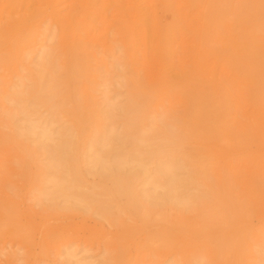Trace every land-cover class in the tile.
Segmentation results:
<instances>
[{"label":"rangeland","instance_id":"rangeland-1","mask_svg":"<svg viewBox=\"0 0 264 264\" xmlns=\"http://www.w3.org/2000/svg\"><path fill=\"white\" fill-rule=\"evenodd\" d=\"M230 48L264 53V0H0V264H264V145L232 130L258 104ZM195 59L216 94L177 80ZM30 119L77 160L50 169Z\"/></svg>","mask_w":264,"mask_h":264},{"label":"bare ground","instance_id":"bare-ground-1","mask_svg":"<svg viewBox=\"0 0 264 264\" xmlns=\"http://www.w3.org/2000/svg\"><path fill=\"white\" fill-rule=\"evenodd\" d=\"M162 7H164V6H162ZM133 9L134 10H132V11H134V13H136V15L138 13L140 14L141 9H140L139 6H134ZM166 10H167V8H166ZM145 19L146 18H143L141 21H139V22H141V26L138 28V32L141 35H144L145 32L147 31L148 27H149L148 26L149 22H147L149 19H146V20ZM150 22H151V20H150ZM230 49H231V56L235 58V61L237 63L236 64L237 67H240L242 69V71L247 72L245 74L247 75V77L249 79H251V82H252L253 86L255 87L254 88L255 92H254V95H253V100L258 104V109H257L258 113H256V114H248L249 116L248 115L245 116L244 117L245 122L244 121H240L239 119L236 118L233 121V125H232L233 129L232 130H233V132L246 133L245 136H244L245 139H250V135L249 134L254 132L255 134H257L258 139L264 145V53L252 52V54L250 55V52L248 51V53H246L245 56H244V55H239V53L237 54L234 51V49H232V48H230ZM225 52H227V51H225ZM43 53H44V51L41 52V55H43ZM42 60H43V58L41 59V61ZM195 60H194L195 63L193 65V67H191L193 69L187 70L185 68L186 66L180 69V74L178 76L179 78L177 80L179 82H181V81L182 82H188V83L192 82V85L194 84L193 86H196V91H198L201 95L205 93L207 95V97H208V94L209 95L210 94H213V95L216 94L219 91L221 84L220 83L217 84L218 82L214 83V82L209 81L208 79H210V78L205 77V75H203L204 76L203 77L202 74L198 72V70L203 73L202 66H204L206 62L204 63L201 60H197V59H195ZM185 61H187V60H185ZM171 62H173V60ZM182 63H181V65H182ZM43 64H45V63H43ZM234 64H235V62H234ZM38 76H39V87H41V91H48V92L53 91L54 86L52 87L51 84H46V82H45V78H46L45 74L44 73H39ZM174 81H176V80H174ZM193 86L191 88L194 89L195 87H193ZM184 87L186 88V86H184ZM24 90H25V88L23 90H20V92H18V93L22 94V93H24ZM41 91L39 90L38 93L41 94L42 93ZM204 96L205 95L202 96L201 101L204 100V102H206V98L207 97L206 96L204 97ZM48 101H50V98L48 99ZM116 105H118V104L116 103ZM116 105L112 104V103L109 104V109L110 110L108 111L109 113L108 112L106 113L107 117L102 112H101V114H98V115L96 114L95 116H92V117L93 118L97 117L98 121L102 122V121H104V119H108V116L110 114L111 109H114L116 107ZM122 111H125V110L123 109ZM24 113H26L27 117H31L32 115H35V113L30 111L28 109V107L24 108ZM255 115H256V117H255ZM89 116L82 117V127H81L82 131L86 130V128L84 127L85 123H87L90 119H92V117H89ZM202 116H203L202 115V111L199 109V111H197V117H202ZM36 122H39V119H37V120L30 119L29 123H28L29 125H28V128H27V131H29L28 132L29 134H35V135H36V133L38 131V133H37L38 139L41 142L40 146L38 145V148L40 150L43 149V150H46V152L48 150V152H49L50 149H53V150H51V154L53 156H55V157H53L51 155L53 157L52 159H54V160L49 163V168L54 163L58 164L57 166H59V168H61L63 166V164H64L63 163L61 165V163L64 160L69 161V162L77 160L78 155L75 156L74 155L75 153H73V155H71V153H70L71 151H69L72 142L67 139V135L65 133H63V132L55 133V131L50 128L51 125H44L45 123L44 124L42 123L43 124V126H42V124L41 125H37ZM117 137L120 138V135H118ZM104 138H103V140L101 142L102 148L108 150L112 146V140L109 139L107 136L104 137ZM50 141L55 143L54 146H53L55 149L51 148V146H49L48 142H50ZM90 146H91V148L93 147L92 146V142H91ZM105 153L106 152L101 153L100 151H95L92 156H88L86 161H88L89 164H92L93 166H98L99 165L101 167H104V169H105V166L108 163H110V165H113L115 167L121 166L120 162L117 160L116 157L113 159V161L111 160V162L105 163L104 162L105 161V157H106ZM57 156H60V157L56 158ZM262 157L264 158V152H262ZM145 160L146 159H144L142 157H137V158L133 159L132 161L138 163V165L140 167H142L145 171H147V167H148L147 165L149 164V162L145 163ZM263 161H264V159H263ZM156 163H157V166H156V169L154 170L155 174L156 175H168L170 177V179L173 181V183H175V181L178 179L177 178L178 177V173H176V171L180 168V166L176 162H174L173 160L168 159V158L158 160V162H156ZM53 167H51V168L54 169L56 166L54 168ZM105 171L107 172L109 170L105 169ZM115 183H116V186L118 187L119 183H118L117 180H116ZM120 183L122 184V181H120ZM56 184H57V182H56ZM61 186H62V188H60ZM63 186L64 185L62 183H58L57 184V187L60 188V191L63 194V196H66L65 193H64V190H67V189H65L66 187L63 188ZM55 187H56V185H55ZM59 188H58V190H59ZM43 195H44V193H43ZM75 257H76L75 255H73V256L71 255V259H73ZM75 263L76 264H95L94 262H87L86 259L76 260Z\"/></svg>","mask_w":264,"mask_h":264}]
</instances>
